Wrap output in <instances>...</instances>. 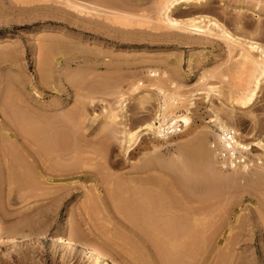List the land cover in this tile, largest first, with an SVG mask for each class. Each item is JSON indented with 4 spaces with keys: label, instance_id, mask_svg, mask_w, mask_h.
Returning a JSON list of instances; mask_svg holds the SVG:
<instances>
[{
    "label": "rangeland",
    "instance_id": "rangeland-1",
    "mask_svg": "<svg viewBox=\"0 0 264 264\" xmlns=\"http://www.w3.org/2000/svg\"><path fill=\"white\" fill-rule=\"evenodd\" d=\"M159 1L0 0V264H89L86 253L54 242L58 235L102 250L111 264H166L167 245L158 248L157 232L142 218L134 222L126 216L110 191L150 160H183L184 145L198 141L207 142L222 189L208 196L192 194L216 200L217 211L206 214V220L219 236L215 241L208 237L207 247H180L174 264H226L223 259L227 264H264V152L254 148L247 171L222 167L219 129L212 118L216 112L244 144L264 143V86L250 109L231 106L232 82L223 80L234 67L227 45L160 23ZM174 15L179 20L218 18L264 48V0H231L226 14L219 10V0H212L208 8L181 7ZM54 47L59 55L47 71L43 56ZM150 69L167 71L180 83L181 94L194 102L196 134L161 146L146 137L126 156L123 127L106 128V110L118 109V97L125 94L130 100L124 121L131 130L153 120L158 97L152 92L142 99L144 88L140 96H131L136 82L150 84ZM206 71L213 72L209 83L222 94L211 103L202 99L206 87L200 79ZM9 88L22 113L50 119L72 115L67 142L46 149L29 135L6 105ZM160 182L174 199L185 197L167 175ZM230 228L226 242L222 234Z\"/></svg>",
    "mask_w": 264,
    "mask_h": 264
},
{
    "label": "bare ground",
    "instance_id": "bare-ground-1",
    "mask_svg": "<svg viewBox=\"0 0 264 264\" xmlns=\"http://www.w3.org/2000/svg\"><path fill=\"white\" fill-rule=\"evenodd\" d=\"M27 4L35 0H18ZM212 0H160L158 5V21L168 28L179 29L195 35H204L223 41L230 53L229 61L234 63L230 70V75H224L223 80L232 82L231 90L228 93V102L233 107L242 110L250 109L257 100L258 94L262 92L264 86V48L254 40L236 35L218 18L201 15L195 18L179 20L174 13L181 7L194 6L197 8H208ZM231 7V0H219V10L226 14ZM255 18L260 19L258 12H252ZM241 27V23L237 24ZM59 55V49L54 47L47 49L43 56V66L45 70L54 63ZM190 67L193 61L190 60ZM148 76L152 78L150 84L138 81L131 88V96H142V99L149 97L152 92L158 97L159 107L155 118L136 130H131L125 123L127 117V106L129 98L121 94L118 98V109L106 110V128L122 126L121 146L125 155L141 146L143 138H149L154 145L161 146L162 142L168 143L176 138L188 139L196 134L194 126L196 106L192 100L179 91L180 83L167 71L160 69L148 70ZM212 71H206L200 79V83L206 87L202 99L206 103H211L215 96L222 97L220 88L216 84L209 83L213 78ZM144 88V93L140 90ZM13 90L9 88L6 92L5 102L12 111L14 118L18 120L21 127L34 138H38L41 144L50 149L52 143L67 142L70 133L73 117L66 115L61 118H37L29 113H22L18 107L21 102L14 99ZM145 94V95H144ZM212 118L217 124L219 133L216 141L220 146L219 155L224 159L222 167H230L235 171L243 169L249 170L251 161L248 156L254 154V148L264 152L262 141L252 145L244 144L238 131L229 126L216 112L212 113ZM155 151L160 148L155 146ZM211 152L207 148L206 141H198L195 144L184 145L182 158L179 162L161 163L149 161L143 167H134V173L127 174L111 189L110 195L115 203L120 206L122 212L129 218L137 222L139 218L157 232L156 243L158 248L161 244L167 245L169 254L166 256V264H174L181 257L179 248L182 246H195L202 244L207 247L211 237L213 241L218 239L217 233L212 234L209 229L206 214L210 211H217L216 200L209 198H198L197 195L205 193H219L222 186L219 177L210 166ZM261 161L257 156L256 163ZM89 162L85 158L84 169L89 167ZM255 163L253 164V166ZM29 174L30 169L25 168ZM165 173V175H164ZM154 174V176H153ZM166 175L172 180L181 191L185 193L183 199L177 200L164 191L163 182H160ZM261 186L264 187V175L260 177ZM260 186V185H259ZM192 193H196L194 196ZM101 200V197H99ZM101 202V201H100ZM212 202L207 207L204 204ZM102 203V202H101ZM103 204V203H102ZM200 204V206H197ZM233 228L227 229L223 233V238L228 242L231 239ZM210 235V236H208ZM62 235L55 237L54 242L68 246L76 251L87 254L86 261L89 264H111L102 250L93 248L85 243L78 242L77 239ZM184 240L185 245L177 243ZM15 247H17L15 245ZM166 250V253L168 252ZM189 256L188 258H190ZM227 264L228 259H223ZM179 262V261H177Z\"/></svg>",
    "mask_w": 264,
    "mask_h": 264
}]
</instances>
